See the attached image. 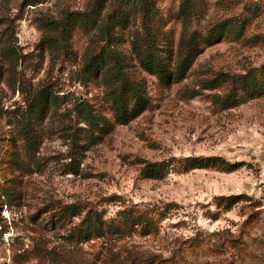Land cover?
<instances>
[{"label":"rangeland","instance_id":"1","mask_svg":"<svg viewBox=\"0 0 264 264\" xmlns=\"http://www.w3.org/2000/svg\"><path fill=\"white\" fill-rule=\"evenodd\" d=\"M0 264H264V0H0Z\"/></svg>","mask_w":264,"mask_h":264},{"label":"trees","instance_id":"2","mask_svg":"<svg viewBox=\"0 0 264 264\" xmlns=\"http://www.w3.org/2000/svg\"><path fill=\"white\" fill-rule=\"evenodd\" d=\"M141 64L148 71L158 76L162 81L166 82L168 80V75H169L168 69L156 56L147 55L146 57L141 59ZM121 65L122 64H120V62H116V66L113 69L114 78H117V80L119 81L124 80V70ZM122 87H123L122 89L125 91L132 89L130 93L135 94L136 98L137 96H139L138 90H134L133 87L129 86L125 81H123ZM258 88L259 87L253 88V91L256 93H252V94H262V91H260ZM138 100L136 102V105L130 109L127 102L123 100V97L121 95H117L114 98V103H113L116 118L125 123L129 119V117L138 114L141 111V106H142L141 104L143 103V102L138 103L139 102ZM80 112H82L80 114L84 115L86 122L90 126L96 125V121H95L96 117L90 114L87 108L82 107V110Z\"/></svg>","mask_w":264,"mask_h":264}]
</instances>
